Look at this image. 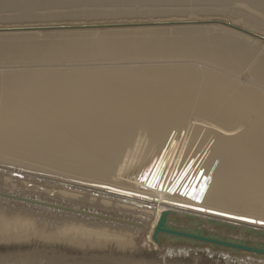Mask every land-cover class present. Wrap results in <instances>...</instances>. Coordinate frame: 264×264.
<instances>
[{"label": "bare ground", "instance_id": "6f19581e", "mask_svg": "<svg viewBox=\"0 0 264 264\" xmlns=\"http://www.w3.org/2000/svg\"><path fill=\"white\" fill-rule=\"evenodd\" d=\"M68 17L132 28L0 25V260L33 245L37 264H264L151 239L170 210L264 244V0H0V22ZM80 242L94 256L64 245Z\"/></svg>", "mask_w": 264, "mask_h": 264}, {"label": "water", "instance_id": "95a60500", "mask_svg": "<svg viewBox=\"0 0 264 264\" xmlns=\"http://www.w3.org/2000/svg\"><path fill=\"white\" fill-rule=\"evenodd\" d=\"M217 21V20H214ZM221 22L225 25L231 26L227 22L223 21H218ZM168 23V22H166ZM144 24L148 25H153V24H158V22H145ZM127 25V23H102V24H88V25H74V26H67V25H59V26H33V27H9L5 28L8 30H26V29H53V28H68V27H110V26H124ZM4 30V29H1ZM249 34H252L251 32H248L244 29H241ZM255 35L261 39L264 40V37ZM179 205L182 206H187L192 209H197V210H202L200 207H195V206H189V205H183L179 203ZM207 212L210 213H215L219 215H223L229 218H235L238 220H244V221H249V222H254L255 220L247 217H242V216H235L231 214H226L222 212H217V211H212V210H206ZM172 213L170 210H165L159 218L157 225L153 229V233L151 236V239L155 242H161L162 244H170V245H180V244H185V245H191V246H201V245H207L211 249H221V246H228V247H234V251H229L230 253H238V249H246L250 251H255V252H261L264 253V244L258 243V242H248L247 240L244 239H237V238H232V237H226V236H221L218 235L214 232H208L204 228H195L193 227H188V226H177L169 223L166 220V216ZM207 222L211 224H216V225H222L223 227L227 229H233L234 226L231 224H224L220 222H215L213 220L206 219ZM259 224H264L263 221H256ZM248 232V230H244V232ZM254 234H258L260 236H264V233L258 232V231H253Z\"/></svg>", "mask_w": 264, "mask_h": 264}, {"label": "rangeland", "instance_id": "374dc122", "mask_svg": "<svg viewBox=\"0 0 264 264\" xmlns=\"http://www.w3.org/2000/svg\"><path fill=\"white\" fill-rule=\"evenodd\" d=\"M201 16V15H200ZM212 16H221V15H212ZM224 16H221V18ZM63 18V17H62ZM54 19V20H49V21H41V20H37V19H12V20H8V21H3L0 22V25H12V27H33V26H59V25H67V26H74V25H79V23L84 24V22H89V21H94L95 19L98 20V18H89V19H84V20H75L76 18H70L68 17V19ZM78 18V17H77ZM226 18V17H224ZM119 21V18H116ZM147 19V18H146ZM56 20V21H55ZM100 21L98 22H102L103 19H99ZM129 20H133V18L129 19ZM70 23V25L68 23ZM74 23V24H73ZM44 24V25H43ZM169 25H171L172 23H168ZM161 24H153V25H144V26H139V27H147V26H160ZM104 28H132V25L129 26H117V27H68V28H53V29H26V30H18L20 32H59V31H65V30H85V29H104ZM29 61H37L36 59H28ZM84 66H93V65H84ZM108 191V190H107ZM113 193V192H112ZM111 194V193H109ZM113 195V194H111ZM118 194H114V196H116ZM120 195H118L117 197H119ZM162 210L167 209V207H159ZM164 208V209H163ZM228 232V231H226ZM64 245L69 246L70 248H73L75 250H77L79 253L84 254V255H90V256H94L93 251L89 250L88 246L86 243L84 242H80L79 244H69V243H64ZM246 250V249H245ZM36 247L33 245H26L24 249L21 250L20 253H17L14 251V259H6V260H0V264H37L38 261L36 259ZM249 251V250H248ZM17 253V254H16ZM16 256H20L21 260H18L16 258ZM102 257L105 258H112V255L109 253L104 252L102 254ZM17 259V260H16ZM66 259H60L58 260V262H65ZM245 260L242 258L236 259L233 261V263L236 264H244ZM250 262H254V261H250Z\"/></svg>", "mask_w": 264, "mask_h": 264}, {"label": "snow or ice", "instance_id": "6c2138e0", "mask_svg": "<svg viewBox=\"0 0 264 264\" xmlns=\"http://www.w3.org/2000/svg\"><path fill=\"white\" fill-rule=\"evenodd\" d=\"M201 191H203V188L201 189ZM199 195H200V194L197 193V194L193 195L192 198H193V199H198V198H199Z\"/></svg>", "mask_w": 264, "mask_h": 264}]
</instances>
